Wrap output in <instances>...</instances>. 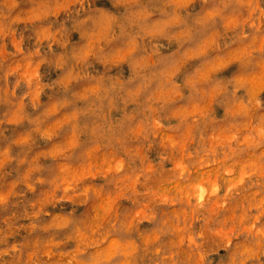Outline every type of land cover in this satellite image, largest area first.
Instances as JSON below:
<instances>
[{
	"label": "rangeland",
	"instance_id": "1",
	"mask_svg": "<svg viewBox=\"0 0 264 264\" xmlns=\"http://www.w3.org/2000/svg\"><path fill=\"white\" fill-rule=\"evenodd\" d=\"M0 264H264V0H0Z\"/></svg>",
	"mask_w": 264,
	"mask_h": 264
}]
</instances>
